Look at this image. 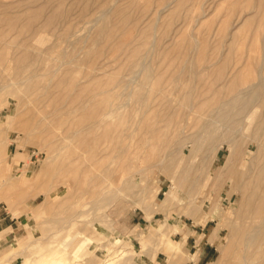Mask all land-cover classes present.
Wrapping results in <instances>:
<instances>
[{"label": "rangeland", "instance_id": "obj_1", "mask_svg": "<svg viewBox=\"0 0 264 264\" xmlns=\"http://www.w3.org/2000/svg\"><path fill=\"white\" fill-rule=\"evenodd\" d=\"M7 50L12 51L14 74L0 75V86L5 87L0 93V264H23L25 259L44 255V250L34 251L68 240L87 224L90 230L81 236L93 238L92 253L78 264L105 260L168 264L162 250L166 237L183 250L177 264H214L219 257L217 245L227 232L222 229L218 241L210 243L209 236L224 216L221 222L210 218L214 195L208 183L202 184V174L193 173L197 157L188 163L183 158L177 171L187 167L190 172L189 182L197 187L194 202L208 195L202 216L187 215L186 208L192 206H186L182 195L177 213L170 216L158 209L178 176L174 171L180 149L186 145L185 136L203 124L199 120L192 127V120L206 118L223 95L228 99L264 81V0H0V56ZM92 70L100 83L91 84L87 79ZM106 70L112 76L102 73ZM107 80L112 81L108 86ZM16 83L25 84L13 87ZM115 86V99L125 88V93L132 92L130 102L121 110L116 108L122 102L110 103L104 95L94 104L93 99L89 105L82 101L101 88ZM123 99L127 100L126 95ZM103 109L116 111L112 128L124 137L115 144L121 142L126 150L122 175L128 176L116 173L112 190L123 187L131 177L140 180L124 185L122 196L113 193L104 198L99 193L89 197L85 207L72 210L69 204L61 203L64 183L77 193L89 188L92 179L80 166L77 175H70L67 164L79 158L91 159L86 151L93 147L95 134L84 132L73 137L70 133L80 132ZM179 127L185 135L173 136ZM149 130L166 135L155 138ZM31 134H38L37 139ZM211 139L219 141L216 135ZM187 146L184 151L188 155ZM170 153L177 159L169 165ZM225 154V150L219 151L213 172L223 164ZM164 163L170 170L164 171ZM41 186L51 188L48 197L52 200L46 202V196L39 192ZM226 190L227 185L220 188L218 199L223 198L229 212L236 196L229 203ZM83 210L87 214L79 218L76 234L69 228L58 231L47 223L53 214L68 219ZM93 257L97 261L91 262Z\"/></svg>", "mask_w": 264, "mask_h": 264}, {"label": "bare ground", "instance_id": "obj_2", "mask_svg": "<svg viewBox=\"0 0 264 264\" xmlns=\"http://www.w3.org/2000/svg\"><path fill=\"white\" fill-rule=\"evenodd\" d=\"M14 23H12L14 25L13 28H15V26L17 24V23H15V24ZM186 41H188V40H186ZM11 52H12L11 50H7L6 52H4V54H2V56H0V75H2V73H4V74H8L11 77L14 74L13 73L14 61H13V58L11 56L12 55ZM189 62H191V61H189ZM65 63H66V61H65ZM62 64H60V65L62 66ZM140 66H142V65H140ZM60 69H61V67L55 71V74H58V71ZM87 73H88L87 79H89L91 84H93L95 82L100 83L99 80L96 81L97 80L96 77L98 76L97 73H95L93 75V70L89 71ZM102 73L104 75L110 74V72H108L107 70L102 72ZM110 76H112V74H110ZM181 79H180V81H181ZM193 80H195V79H193ZM234 81H236V80H234ZM234 81L232 80L230 82H234ZM111 82H112L111 80H107V82H106L107 86L110 85ZM24 84L25 83H16V84H14L13 87H15V86L20 87V86H23ZM239 84H240V82H239ZM225 85H226V83H225ZM198 86H200V85H198ZM231 86H232V83H231ZM234 86L235 85H233V87ZM4 88L5 87L0 86V93L4 90ZM116 88H117L116 86L113 87L112 89H105V87L101 88L100 91L96 90L98 93H95L93 96H89V98L87 97L85 100H82V101H83V103H85V104L88 103V105H89V103H91V100L93 99L92 103L94 104V103H96V101L98 100L99 97H103V95H104L106 97H109L110 103H114L117 101L122 102V105L117 106V108H116V111L121 110L122 108L125 107L127 102H130L132 92L130 93L127 91V93H125V91L127 89V88H125L118 94V96L120 98L118 97L117 99H115L113 91L116 90ZM178 88H180V87H178ZM201 89L203 90V88H201ZM230 91H231V89H230ZM125 95H126V99H127L126 101H124L125 99H123V97H125ZM217 95H218V93H217ZM219 96H221V94ZM226 97L223 95L222 98H220V100H217V103H216L217 106L214 107L212 110H209L207 112L206 118L205 117H204V119L194 118L192 120L191 126L199 120H203V124L195 133H192L189 136L186 134L187 136H185V138H184L186 145L180 149V153L178 154V157H177L178 160L176 162L177 163L176 168L174 167L175 168L174 173H178V176L175 177V179H173L174 183H173L172 189L170 192H166L165 198L159 204L158 210H160L162 213H166L167 215H170V216H171V214H173V212L177 213V210H176L177 207L181 206V204L183 203V200H182V196H183V198L186 199V201H187V202H185L186 206H189V205L192 206L190 208L189 207L186 208L187 215L191 216L193 218H198V216L199 217L202 216L201 212H203V210H204L205 200H207L209 198L208 195H206V197H204L199 203L194 202L192 199V196L197 194V192H196L197 187L195 186V184L191 185V181L189 182V173L190 172L188 171L187 167H181L179 169L180 171H177V169L180 166L179 164L183 158H184L183 160H185L184 162L188 163L190 160H192L194 158L196 159V157H197L198 161L194 163L196 165L192 169L194 171L193 173H195V174L201 173L202 174V179H201L202 184L208 183V187L210 189L209 192H211L214 195V197L211 199V202H210L211 203L210 210H209L210 218L212 219V221L215 219H218L221 222L222 217L224 216V221L222 222V224H219L217 229L214 232H212L211 235L209 236L210 243L214 244L216 241H218V239L220 237V231L222 229H224L227 232V235L223 239L224 241L221 242L219 245H217L219 257L217 258V261L214 264H257V263L261 264L262 262H264V81L263 80L261 82L259 81L258 84L251 86L246 91H239L236 94L234 93V95L230 96L228 99H226ZM216 98L218 99V97H215V99ZM214 101L215 100H213V102ZM35 102L36 101H34V103ZM207 102L209 104L211 101L208 100ZM102 104H103V102H102ZM199 106H200V104H199ZM190 110H191L190 113H194V109H190ZM197 110H198V108H197ZM205 110H207V108H205ZM116 111H114V110L107 111L106 109H103L101 111V114L96 115L94 120H92V122L87 124V126L84 129H82L80 132L78 130V131H72V133H70V134H72L73 137H78L80 133H84V132L85 133H93L94 132V134H95L93 147L90 150L86 151V153H89L91 155V159L86 161L85 159L79 158V159H77V161L71 160V162H69L67 164V171L70 175L75 176L80 171L85 172V173L88 172V173H90V177L92 179L91 180L92 184L91 183L88 184V186H90L89 188H86L87 186H85L81 190H79L77 193H76V191H74L73 186H70L68 184V182L64 183L63 188H65V194L61 199V203H64L67 206L69 204L70 206L68 208H70L72 210H75V209L80 208V207H82V208L85 207V205H86L85 201L89 197H91L93 195L96 196L99 193L104 198L112 196L113 193H118V195L122 196V193L126 190L125 186H128V185L131 186V183L133 181L136 182V181L140 180V178H138V177L137 178L131 177L130 180H127L123 183V187L120 186L118 188V190H112V186L116 183V181H115L116 173H118L119 175L123 174L124 167H122V163H123V159L126 155V150L123 149V145L121 144V142H118V144H115V141L118 138L124 137L123 133L118 135L119 130L112 128L113 123H114L113 116H115L114 114ZM196 113H199V112L196 111ZM191 115H193V114H191ZM141 124H142V122H141ZM36 126H37V124H36ZM181 128L179 127V130L176 133H173V136H174V134L179 136V137H181L182 135H185V132L183 130L184 128H182V129ZM161 131H163V130H161ZM148 132L151 134V136L153 135V137H155V138L160 137L161 135H163V136L166 135L165 133H156V131H154V130H149ZM167 133H169V131ZM37 135L31 134L30 136L37 139ZM140 135H142V134L140 133ZM210 135H212V136L216 135V137L218 136L219 141L215 142L214 139L213 140L211 139L212 136H210ZM102 139H105L104 143L101 142ZM143 140H146V138ZM174 140H176V139H174ZM215 140H217V138ZM137 141H139V140H137ZM169 143H170V141H169ZM216 143L218 146V150H215ZM52 144H54V143H52ZM162 144H163V142H162ZM187 145H189V147H190V154H188V155L184 151L185 147ZM52 149H53V151L58 150L56 148H52ZM140 149L141 148H139L138 150H140ZM147 149H149V148H147ZM62 150L64 151V149L58 150L59 153H63ZM173 150H174V148H173ZM220 150L226 151V154L223 157L224 161H223V164L221 166L217 167L215 169V171L213 172L212 168L215 164V161L219 160V151ZM211 151H214L213 154L206 155L207 154L206 152H211ZM163 153H165V152H163ZM151 154H153V153H151ZM203 154H205L206 156L202 157ZM66 156H67V158L73 157L72 155H69V156L66 155ZM158 156H159V154H158ZM170 156L172 158L170 157L171 161L168 163L169 165L172 164L173 162H175L177 159V158L175 159L173 153H170ZM184 156H186V157H184ZM125 160L127 161V159H125ZM126 161H125V164H126ZM185 163H183V164H185ZM79 166L81 167L80 171L78 168ZM134 166H135V163H134ZM89 167H90V169H89ZM168 167L169 166H167V164L164 163V165H163V169H165L164 171H166L168 169ZM168 170H170V169H168ZM171 172H173V171H171ZM127 173H129V172H127ZM125 175H127V174L125 173ZM125 175H122V176H125ZM86 179H87V176H86ZM27 181H28V179L25 180L26 183H27ZM28 183H27V185H28ZM186 183H187V186H185ZM32 184H31V186H32ZM224 185L225 186L227 185V190L225 192V198L229 203H232L231 201H232L233 196H236L235 203L230 207L231 209L229 212L227 209H225V205L222 203L221 199H223V198L220 197V199H218V196L220 194L219 190ZM39 189H40L39 192H42L43 195L46 196L45 198H46V202H47V200L50 199L48 197V194H49V190L51 188H49L48 186H44V187L41 186V187H39ZM127 189L129 191V188H127ZM2 190H3V188H2ZM91 190H93V191L90 192ZM59 193L60 192L56 193L57 196L59 195ZM37 194L38 193L34 194L33 196L35 197V196H37ZM133 194H135V193H133V191H132V195ZM158 194L159 193H156V195H158ZM123 199H125V198H123ZM50 200H52V199H50ZM90 204H92V203L90 202ZM86 214L87 213L84 212V210H83V211L76 212L74 215H72L68 219H66L65 216L63 218L60 214L56 213L50 217V219L47 221V223L50 224V226L57 228L58 231L66 230L69 228L70 233H73V231L79 226L78 225L79 218L85 217ZM87 227H90L89 224H87L86 227L82 231H79L77 234L74 231V234H76V235H73V236H71L72 238L70 237V238H68V240H65V241H68V242H66L67 245L65 244V241L61 240V242H59L58 244H56L52 247H48V248L39 247V250H36L34 252L40 253L41 251L44 250L45 251L44 255L39 254V256H36L33 259L32 258L31 259H25L23 264H78L80 260H82V259L84 260V258H83L84 255H88V254L92 253L89 251V249H90V245L93 244L91 241L93 238L88 237V236L86 238H83L81 236V233L83 235L84 234L86 235V233L90 230ZM98 236L99 235H96L95 236L96 238L95 237L94 238L96 240H98L99 239ZM162 238H163V236H162ZM166 238L165 239L163 238L162 250H163V252L166 253V255L169 259L168 264H177L178 261H180V259H181V255H182L183 250L181 251L180 245H175L176 243L173 244V242H171L170 240H168ZM69 249H71L70 251L73 252V256H72L71 252H69ZM89 257H90V255H89ZM186 260H191V258H187ZM29 261H31V263H29ZM93 261H97V259L93 257L91 259V262H93ZM105 261L106 262L102 261L100 264H115L116 263L114 261L113 262H110L107 260H105Z\"/></svg>", "mask_w": 264, "mask_h": 264}]
</instances>
